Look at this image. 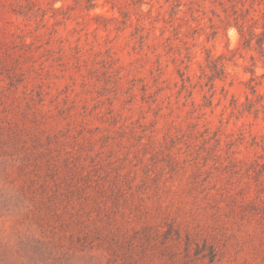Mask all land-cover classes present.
<instances>
[{"label": "rangeland", "instance_id": "1", "mask_svg": "<svg viewBox=\"0 0 264 264\" xmlns=\"http://www.w3.org/2000/svg\"><path fill=\"white\" fill-rule=\"evenodd\" d=\"M0 264H264V0H0Z\"/></svg>", "mask_w": 264, "mask_h": 264}, {"label": "trees", "instance_id": "2", "mask_svg": "<svg viewBox=\"0 0 264 264\" xmlns=\"http://www.w3.org/2000/svg\"><path fill=\"white\" fill-rule=\"evenodd\" d=\"M252 92H256V89L254 86L251 87Z\"/></svg>", "mask_w": 264, "mask_h": 264}]
</instances>
